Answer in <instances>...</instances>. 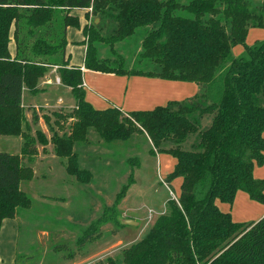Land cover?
Returning <instances> with one entry per match:
<instances>
[{
    "label": "trees",
    "instance_id": "1",
    "mask_svg": "<svg viewBox=\"0 0 264 264\" xmlns=\"http://www.w3.org/2000/svg\"><path fill=\"white\" fill-rule=\"evenodd\" d=\"M71 9L84 10L79 43L85 69L192 81L196 92L146 110L92 107L84 100L80 67L69 66L64 55L65 29L77 25ZM251 27L264 28V0H0V135L22 139L19 153L0 151V222L29 205L19 188L28 169L23 157L33 150L22 87L36 91L37 78L55 64L74 99L68 112L53 111L58 121L70 120L49 138L67 174L90 181L72 150L88 128L106 142L143 134L149 153L175 159L164 182L179 178L177 197L168 198L146 233L108 264H264V214L234 222L214 202L230 204L240 190L264 204V178L252 175L264 150V39L245 44ZM131 36L139 50L127 67L116 46ZM236 44L243 49L233 55ZM102 46L109 55L100 56ZM34 134L47 142L38 129ZM132 182L131 171L122 194Z\"/></svg>",
    "mask_w": 264,
    "mask_h": 264
},
{
    "label": "rangeland",
    "instance_id": "2",
    "mask_svg": "<svg viewBox=\"0 0 264 264\" xmlns=\"http://www.w3.org/2000/svg\"><path fill=\"white\" fill-rule=\"evenodd\" d=\"M70 14L76 16L77 24L69 26L71 33L80 35L83 12L71 9ZM252 30L262 32L264 28ZM261 39L264 36L257 38ZM116 48L126 57L127 67L134 66L139 50L137 37L120 41ZM99 53L102 57L109 55L105 46ZM40 97L38 94L35 98ZM71 108H39L33 116L35 122L30 120L33 126L27 128L33 150L23 157V166L28 169L22 171L19 188L29 198V205L15 213L19 231L15 264H108V258L117 259L123 248L146 233L154 218L165 211L168 198L178 195V177L169 185L164 182L175 159L167 153H149L150 143L143 134L106 142L88 128L85 139L74 143L72 150L77 166L90 173V181L80 183L67 174L64 159L54 154L49 138L60 134L57 124L63 122L53 111L68 112ZM69 120L63 122L64 128ZM35 129L44 135L45 144L36 140ZM190 140L184 145L188 146ZM19 145V137L0 135V151L18 153ZM134 158L137 164L133 165ZM131 171L133 182L122 194L121 186ZM233 204L235 220L241 219L246 213L243 203L238 199ZM253 209L249 208L254 213Z\"/></svg>",
    "mask_w": 264,
    "mask_h": 264
},
{
    "label": "crops",
    "instance_id": "3",
    "mask_svg": "<svg viewBox=\"0 0 264 264\" xmlns=\"http://www.w3.org/2000/svg\"><path fill=\"white\" fill-rule=\"evenodd\" d=\"M82 12H84L83 9ZM85 22L86 19L83 15V23ZM253 28L255 27H251L247 30L244 38L245 44H251L253 40L255 41L257 38H262L264 36V30H261L262 32H251ZM82 38L83 36L81 33L80 35H74L71 33L70 27L67 26L65 29L66 44L64 47V55L68 53L66 57L69 66L77 65L80 67L81 87L84 91V100L94 108L102 109L115 106L122 112L146 110L156 105H163L168 100H182L191 96L197 90V85L192 81L168 80L145 75H118L85 69L82 66L85 45L79 43ZM13 46L11 40L9 43L10 55L13 54ZM242 49L243 46L241 44H236L232 47L231 51L233 55H238ZM56 79L58 80L56 65L51 64L43 75L37 78L35 84L36 91L31 92L26 87H22L21 106L24 108L25 117L29 125L33 126V123L30 121L31 115H36L39 108L71 107L74 105V99L69 92V88L62 85L59 80L57 81ZM56 89H59V92H56ZM54 91L55 93H53ZM38 94H40L41 97L37 99L35 97ZM65 94H68L69 97H66ZM39 122L38 120L35 126H37ZM21 142L22 139L20 138V145ZM252 175L255 178H264V150L263 161L260 165L253 166ZM238 199L243 203L244 206H242L246 213L241 219L235 220L234 215L236 211L233 207V203ZM214 202L221 211L228 212L231 220H235L234 222L253 221L264 214V204L250 199L245 192L240 190L235 192L230 204L220 202L217 199H215ZM254 203H259L260 205ZM249 208H251V210L254 208V213L251 212ZM18 232V224L15 216L1 220L0 264H15L14 252H16ZM78 263V261H71L69 264Z\"/></svg>",
    "mask_w": 264,
    "mask_h": 264
},
{
    "label": "water",
    "instance_id": "4",
    "mask_svg": "<svg viewBox=\"0 0 264 264\" xmlns=\"http://www.w3.org/2000/svg\"><path fill=\"white\" fill-rule=\"evenodd\" d=\"M97 21V19H95V22ZM126 223H131L130 220H125Z\"/></svg>",
    "mask_w": 264,
    "mask_h": 264
},
{
    "label": "built area",
    "instance_id": "5",
    "mask_svg": "<svg viewBox=\"0 0 264 264\" xmlns=\"http://www.w3.org/2000/svg\"><path fill=\"white\" fill-rule=\"evenodd\" d=\"M57 80V79H56ZM58 81V80H57Z\"/></svg>",
    "mask_w": 264,
    "mask_h": 264
}]
</instances>
